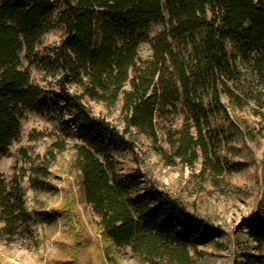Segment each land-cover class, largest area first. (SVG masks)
<instances>
[{
    "label": "trees",
    "instance_id": "trees-1",
    "mask_svg": "<svg viewBox=\"0 0 264 264\" xmlns=\"http://www.w3.org/2000/svg\"><path fill=\"white\" fill-rule=\"evenodd\" d=\"M159 24L165 28L152 35ZM57 25L65 29L59 45L41 52ZM143 44L151 48L149 59L139 55ZM23 53L30 64L63 71L93 100L108 106L123 100L127 128L150 137L157 113L182 103L183 127L168 139L173 157L193 164L201 153L205 168L214 170L205 100L221 105L223 93L239 98L227 83L240 73L238 60L264 73V0H0V155L19 140L27 113L43 116L50 108L30 67H23ZM62 92L85 125L76 149L85 198L105 236L148 264H192L191 249L209 234L205 223L165 192L135 195L139 180L120 177L103 139L126 143L124 137L91 116L83 97L64 84ZM5 192L0 174L1 214L10 223L26 212ZM250 232L264 246V225Z\"/></svg>",
    "mask_w": 264,
    "mask_h": 264
},
{
    "label": "rangeland",
    "instance_id": "rangeland-1",
    "mask_svg": "<svg viewBox=\"0 0 264 264\" xmlns=\"http://www.w3.org/2000/svg\"><path fill=\"white\" fill-rule=\"evenodd\" d=\"M164 28L153 25L152 35ZM64 34L62 25L55 26L38 49L58 46ZM139 55L149 59L150 46L143 44ZM22 62L46 92L50 108L43 116L27 113L19 140L0 155L5 193L16 209L24 206L26 212H16L7 223L0 208V264H148L130 247H117L105 236L86 201L76 149L85 141V125L65 102L63 84L83 97L91 116L124 137L126 143L103 139L120 177L139 180L135 195L165 192L205 223L209 234L191 249L192 264H259L264 246L250 229L264 225V73L238 60L240 73L227 83L239 98L223 93L221 105L205 100L213 170L205 168L201 153L193 164L173 157L168 139L183 127L182 103L157 113L156 135L150 137L127 128L123 100L108 106L84 95L81 86L63 78V71L30 64L24 53Z\"/></svg>",
    "mask_w": 264,
    "mask_h": 264
}]
</instances>
